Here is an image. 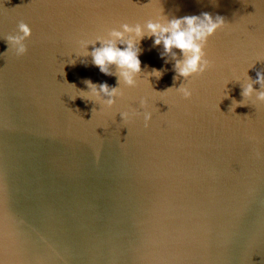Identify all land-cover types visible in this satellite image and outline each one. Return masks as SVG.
<instances>
[{
  "label": "water",
  "instance_id": "obj_1",
  "mask_svg": "<svg viewBox=\"0 0 264 264\" xmlns=\"http://www.w3.org/2000/svg\"><path fill=\"white\" fill-rule=\"evenodd\" d=\"M205 12L228 26L204 46L211 67L179 76L183 53L147 24ZM21 21L32 36L17 56ZM126 24L144 39L111 35ZM133 38L142 71L128 86L90 53ZM258 73L264 0H0V264H264ZM85 80L118 88L115 103L79 97Z\"/></svg>",
  "mask_w": 264,
  "mask_h": 264
},
{
  "label": "clouds",
  "instance_id": "obj_2",
  "mask_svg": "<svg viewBox=\"0 0 264 264\" xmlns=\"http://www.w3.org/2000/svg\"><path fill=\"white\" fill-rule=\"evenodd\" d=\"M227 26L228 22L223 16L216 15L213 17L210 13L205 12L201 15L173 18L168 20L167 23L149 22L147 30L150 37H155L154 43L156 46L163 45L165 53L175 56L173 53L174 48L183 53L185 58L182 61L177 60L176 70L179 76L188 78L203 73L211 67V62L205 59L204 46L211 36H214L218 30ZM125 32L135 33V37L139 38V40H143L145 37L144 29L141 26L137 25L133 28L127 24L124 25V32L113 31L111 35L123 41ZM18 33V35H9L7 39L10 44L15 46L16 55L23 56L28 51V47L24 41L32 36V29L27 23L21 21L18 25ZM101 44V47L94 48L90 53L94 65L105 75H112L110 66L115 65L120 70L119 76L122 81L128 86H134L136 83L135 77L142 71V62L139 58L140 49L137 47V40L135 38L128 39L126 41L127 46L124 48L118 47L114 40L101 41ZM73 64H75V61ZM153 74L159 79L162 77L163 72L153 69ZM84 83L90 91L82 90V95L79 97L83 99L92 97L93 95L98 97L100 93H103L110 97L106 103L112 105L115 103V100L111 99V97L120 94L118 88H110L107 83L97 85L91 80H85ZM257 83L264 86V74L258 73ZM178 91L185 99H191L193 96V92L189 87L181 86ZM254 91L253 86L249 84L242 94L248 98ZM258 99L264 101V92L258 94ZM241 106L247 105L243 102H234L231 110L235 111L236 107ZM122 115L125 122L130 121L131 117L129 113H123ZM132 115H135V113ZM151 119L152 114L146 113L144 117L146 127Z\"/></svg>",
  "mask_w": 264,
  "mask_h": 264
}]
</instances>
